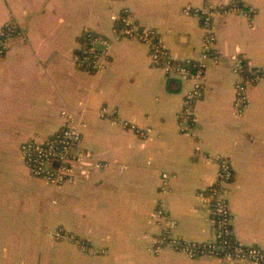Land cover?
I'll use <instances>...</instances> for the list:
<instances>
[{"label":"crops","instance_id":"0c3cea01","mask_svg":"<svg viewBox=\"0 0 264 264\" xmlns=\"http://www.w3.org/2000/svg\"><path fill=\"white\" fill-rule=\"evenodd\" d=\"M233 2L253 16L215 17L217 55L207 60L189 130L179 114L192 83L155 66L144 43L116 39L115 25L127 10L139 27L157 30L176 59L197 58L201 19L183 8L204 0H0V29L13 16L23 31L0 60V264H248L153 252L163 173L171 174L163 197L177 220L172 234L213 237L199 192L214 184L218 164L204 153L227 157L234 169L227 197L235 237L264 247V78L248 86L250 104L240 115L233 72L238 56L264 71V0H213ZM87 29L112 43L98 71L81 69L74 58ZM103 106L108 118L100 116ZM114 118L150 132L139 136ZM67 122L81 131L86 156L74 180L56 187L30 174L20 146ZM60 227L104 252L55 239Z\"/></svg>","mask_w":264,"mask_h":264},{"label":"built area","instance_id":"2783aa9c","mask_svg":"<svg viewBox=\"0 0 264 264\" xmlns=\"http://www.w3.org/2000/svg\"><path fill=\"white\" fill-rule=\"evenodd\" d=\"M123 17L117 18L115 25L116 39H136L149 48V55L153 64L162 69L167 75H177L181 79L192 83L191 89L186 93L184 106L179 114V119L190 121L187 129L191 130L194 124L192 109L201 97L205 88L207 60L216 57V35L213 30L215 17L230 13L253 16L251 10H247L241 3L215 4L213 0H204V5L194 7L187 5L183 8L185 14L197 15L201 19L203 36V51L197 58L184 60L176 59L164 45L159 32L153 28L139 27L128 11ZM23 35L19 22L11 16L0 29V60L7 54L12 41ZM111 40L93 30L87 29L84 35V46L79 49L74 58L81 69L98 71L105 67L109 61ZM235 73V100L234 107L242 115L250 104L247 88L264 78V71L250 67L242 56H238L234 65ZM101 118H108L106 106L100 110ZM114 121L125 128L134 131L137 135L146 137L150 129L141 128L138 125L114 118ZM189 123V122H188ZM83 136L81 131L67 122L55 133L45 139L32 138L24 141L20 146V152L26 167L30 173L45 180L56 187L62 186L74 180V168L81 162L86 154L82 150ZM203 157L213 160L218 164V171L214 184L206 191H200L199 196L214 219V234L207 241H191L176 237L172 234L177 225V220L172 217L163 197L170 189V173H163L160 184V197L157 201L155 221L159 226L153 252L160 254L165 249L185 254L191 258L213 257L225 261L264 264V247L249 245L238 240L233 231V213L227 197L228 187L234 178V169L230 160L223 155L204 153ZM51 235L57 240H69L91 255L103 250L95 249L86 242L75 237L63 227L54 230Z\"/></svg>","mask_w":264,"mask_h":264},{"label":"rangeland","instance_id":"374dc122","mask_svg":"<svg viewBox=\"0 0 264 264\" xmlns=\"http://www.w3.org/2000/svg\"><path fill=\"white\" fill-rule=\"evenodd\" d=\"M29 170V169H28ZM30 172V171H29ZM31 174V173H30ZM32 175V174H31ZM33 176V175H32ZM34 177V176H33ZM38 179H40V178H38ZM43 180V179H42ZM45 181V180H44Z\"/></svg>","mask_w":264,"mask_h":264},{"label":"trees","instance_id":"16d2710c","mask_svg":"<svg viewBox=\"0 0 264 264\" xmlns=\"http://www.w3.org/2000/svg\"><path fill=\"white\" fill-rule=\"evenodd\" d=\"M119 24H121V22H119Z\"/></svg>","mask_w":264,"mask_h":264}]
</instances>
